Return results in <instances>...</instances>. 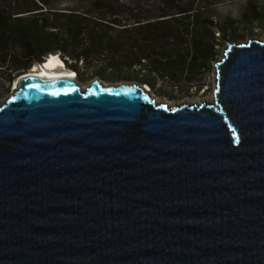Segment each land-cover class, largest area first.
I'll list each match as a JSON object with an SVG mask.
<instances>
[{"label":"water","instance_id":"95a60500","mask_svg":"<svg viewBox=\"0 0 264 264\" xmlns=\"http://www.w3.org/2000/svg\"><path fill=\"white\" fill-rule=\"evenodd\" d=\"M213 67L212 101L173 107L20 73L0 102V264H264V36Z\"/></svg>","mask_w":264,"mask_h":264},{"label":"rangeland","instance_id":"374dc122","mask_svg":"<svg viewBox=\"0 0 264 264\" xmlns=\"http://www.w3.org/2000/svg\"><path fill=\"white\" fill-rule=\"evenodd\" d=\"M191 1L193 2V11L197 16H194V19L198 20L197 25L190 24L186 26V21L183 20L180 24L170 21L168 24L165 23L167 25L157 27L175 30V41L156 40L155 38L150 41L146 40L142 28L137 30L128 28L130 31L120 32V28L131 26L136 19L144 20L158 16L161 13L171 14L175 12L176 8ZM106 2L114 6L115 11H112L114 15H109L107 9L100 10L98 14L102 13L105 20L109 18L118 20L121 26L110 27L103 24L105 22L102 25H96L94 23L97 22L92 17L89 18L88 25L90 28L106 31L104 37L119 45L122 55L134 56L139 54V50L144 49L145 45L147 47L152 45L148 50H145V52L151 50L152 57L162 52L164 54L187 52L188 58L191 57V65H188L190 63L187 59L185 71H180L177 67V69H172V77L163 79H160L157 73H147L148 69L143 65L127 67L121 64L118 70H112L107 67L105 59L101 55L89 56L82 63L79 61L74 63L71 58H66L67 65H76L79 71L78 83L82 87L87 86L90 81L96 78L105 84L137 83L147 86L149 93L158 101L170 103L168 104L169 107L182 103L190 104V102H193L198 104L203 101L206 102L208 98L212 97L214 87L213 64L220 58L226 44L228 42H244L249 38H262L264 36V0H106ZM33 6L38 8L33 12L38 13L31 15H28L30 13H21L17 15L23 17L36 15L37 19L45 17L46 20L52 21L49 14L47 15L49 13L47 11L50 9L93 10L86 4L85 0H0V8L6 14H13L17 10L20 11L25 7ZM249 10L253 11L252 15H250ZM208 18L224 28L226 38H221V34L218 35L216 29H212L213 34L208 31L205 24V20ZM189 20H192V18ZM147 36L150 35L147 34ZM194 39H200L211 45L210 55L199 58L194 55V52L189 51L188 48ZM58 57L60 58V56ZM63 68L64 70L68 69L65 64ZM143 78H146L152 85L144 83ZM14 80L8 82L5 70L0 69V102H3L12 92Z\"/></svg>","mask_w":264,"mask_h":264},{"label":"trees","instance_id":"16d2710c","mask_svg":"<svg viewBox=\"0 0 264 264\" xmlns=\"http://www.w3.org/2000/svg\"><path fill=\"white\" fill-rule=\"evenodd\" d=\"M85 1L94 12L75 8L50 9L47 11L49 12L47 15L49 14L52 21L46 20L45 17L37 19L36 15L28 17L17 15L21 13H30L28 15L38 13L33 12L38 9L35 6L25 7L13 14H6L0 8V69L5 70L8 82L14 80L20 73L29 70L34 64L43 62L51 53L57 54L62 59L71 58L74 63L76 61L82 63L92 55H101L104 57L107 67L112 70H118L121 64L127 67L143 65L148 69L147 73H157L160 79L172 77V69H177V67L178 70L185 71L187 59L190 63L188 65H191V57L188 58L187 52H174L172 54L162 52L152 57L151 50L145 52L152 45L148 47L145 45V48L140 49L139 54L134 56L122 55L119 45L104 37L106 31L90 28L88 25L89 18L92 17L97 22L94 23L96 25H102L105 22L103 24L106 26H121L118 20L114 18L105 20L102 13L98 14L100 10L107 9L109 15L113 16L114 6L106 0ZM193 9V2L191 1L176 8L175 12L171 14L161 13L158 16L144 20L136 19L131 26L120 28V32L130 31L128 28H131V30L142 28L146 40L150 41L155 38L156 40L175 41V30L157 27L167 25L170 21L180 24L183 20L186 21V26L190 24L197 25L198 20L194 19V16H197ZM252 13L253 11H250V15ZM190 18L192 20H189ZM205 24L212 34V29H216L218 35L221 34V38H226L224 28L221 25L209 18L205 20ZM48 28L51 29L48 30ZM147 34L150 36H147ZM191 42L188 49L194 52V55L199 58L210 55L212 46L207 42L200 39H194ZM72 66L76 68L75 64H72ZM142 81L152 85L146 78H143Z\"/></svg>","mask_w":264,"mask_h":264},{"label":"bare ground","instance_id":"6f19581e","mask_svg":"<svg viewBox=\"0 0 264 264\" xmlns=\"http://www.w3.org/2000/svg\"><path fill=\"white\" fill-rule=\"evenodd\" d=\"M240 43V42H238ZM39 65V66H38ZM34 64L29 70H27L24 74L25 76H71L75 79L72 72L69 70H64V68H61V65H64L63 61L56 55L55 53L49 54L43 62L40 64ZM82 87V86H81ZM84 88V87H82ZM15 87L13 88V90ZM152 96V95H151ZM153 97V96H152ZM212 101V97L208 98L206 103H209ZM155 102L158 103L157 99H155ZM165 102H160V104H164ZM193 102H190L192 104ZM170 104V103H168ZM189 104V103H188ZM179 105V104H178Z\"/></svg>","mask_w":264,"mask_h":264},{"label":"flooded vegetation","instance_id":"af4514ba","mask_svg":"<svg viewBox=\"0 0 264 264\" xmlns=\"http://www.w3.org/2000/svg\"><path fill=\"white\" fill-rule=\"evenodd\" d=\"M62 60H63V62L65 64V66L68 68L67 70H72L71 72H72V74H73L74 77L76 76L75 80L78 82V79H79V76H78L79 71H78V69L77 68H74L72 65H67V62H66L67 59L64 58ZM63 67H64V65L61 68H63Z\"/></svg>","mask_w":264,"mask_h":264}]
</instances>
